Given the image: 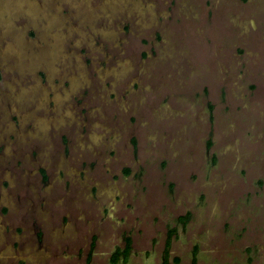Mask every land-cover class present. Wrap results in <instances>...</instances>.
<instances>
[{
  "label": "rangeland",
  "instance_id": "obj_1",
  "mask_svg": "<svg viewBox=\"0 0 264 264\" xmlns=\"http://www.w3.org/2000/svg\"><path fill=\"white\" fill-rule=\"evenodd\" d=\"M0 264H264V0H0Z\"/></svg>",
  "mask_w": 264,
  "mask_h": 264
},
{
  "label": "trees",
  "instance_id": "obj_2",
  "mask_svg": "<svg viewBox=\"0 0 264 264\" xmlns=\"http://www.w3.org/2000/svg\"><path fill=\"white\" fill-rule=\"evenodd\" d=\"M182 221L187 223L190 219V213L186 214L185 216L181 217ZM175 233V230L170 231L169 238L167 240V255H169V248L172 243V235ZM131 251H132V238L127 237L126 238V244L124 248H118L112 255V260L114 263H118L122 258L125 260H128L131 256Z\"/></svg>",
  "mask_w": 264,
  "mask_h": 264
}]
</instances>
